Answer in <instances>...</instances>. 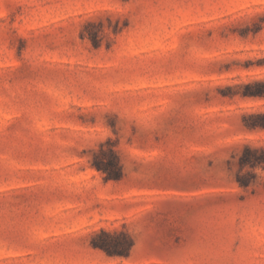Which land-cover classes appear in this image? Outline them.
<instances>
[{
    "label": "rangeland",
    "instance_id": "obj_1",
    "mask_svg": "<svg viewBox=\"0 0 264 264\" xmlns=\"http://www.w3.org/2000/svg\"><path fill=\"white\" fill-rule=\"evenodd\" d=\"M254 82L264 0H0V264H264Z\"/></svg>",
    "mask_w": 264,
    "mask_h": 264
},
{
    "label": "trees",
    "instance_id": "obj_2",
    "mask_svg": "<svg viewBox=\"0 0 264 264\" xmlns=\"http://www.w3.org/2000/svg\"><path fill=\"white\" fill-rule=\"evenodd\" d=\"M252 85L256 86V89L253 91H247L243 96L251 97H264V82H254ZM252 87L247 85L246 88ZM256 117L258 120L246 125L250 129L261 128L264 129V113L257 114ZM102 158H99V154L94 153V158L92 160V165L105 174L106 180H117L120 177V167L112 148H109L107 152L99 150ZM239 166L241 168L250 167L252 169L261 167L264 168V146L258 148H252L245 146L241 157L239 158ZM98 239H94L92 246L103 250L108 255H122L124 252L117 249L116 245L111 243V240L115 237L105 231H101L96 234ZM100 237V238H99ZM131 245L129 244V247ZM128 247V248H129ZM122 250V249H121Z\"/></svg>",
    "mask_w": 264,
    "mask_h": 264
}]
</instances>
